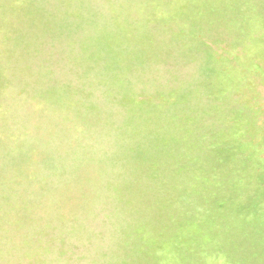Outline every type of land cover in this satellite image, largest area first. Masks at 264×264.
I'll return each mask as SVG.
<instances>
[{"label": "rangeland", "instance_id": "374dc122", "mask_svg": "<svg viewBox=\"0 0 264 264\" xmlns=\"http://www.w3.org/2000/svg\"><path fill=\"white\" fill-rule=\"evenodd\" d=\"M0 264H264V0H0Z\"/></svg>", "mask_w": 264, "mask_h": 264}]
</instances>
